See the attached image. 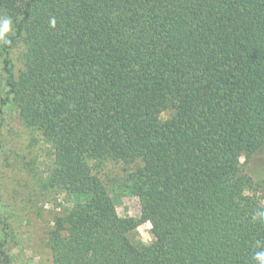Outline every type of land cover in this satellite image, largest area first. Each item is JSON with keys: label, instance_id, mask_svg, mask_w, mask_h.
I'll use <instances>...</instances> for the list:
<instances>
[{"label": "trees", "instance_id": "1", "mask_svg": "<svg viewBox=\"0 0 264 264\" xmlns=\"http://www.w3.org/2000/svg\"><path fill=\"white\" fill-rule=\"evenodd\" d=\"M0 16V150L13 106L51 148L44 186L72 202L52 264H260L264 185L241 159L264 147V0H0ZM89 161L129 168L138 217Z\"/></svg>", "mask_w": 264, "mask_h": 264}, {"label": "rangeland", "instance_id": "2", "mask_svg": "<svg viewBox=\"0 0 264 264\" xmlns=\"http://www.w3.org/2000/svg\"><path fill=\"white\" fill-rule=\"evenodd\" d=\"M18 48L11 57L14 72L21 67ZM0 150V242L6 239L12 264H52L47 237L56 217L72 205L70 198L44 186L53 165L51 148L39 133L26 128L13 106L6 109ZM244 172L264 185V147L249 160L241 159ZM92 173L99 177L112 195L120 217H138L140 200L122 192L129 168L121 163L89 161ZM140 242H151V225L137 229Z\"/></svg>", "mask_w": 264, "mask_h": 264}, {"label": "clouds", "instance_id": "3", "mask_svg": "<svg viewBox=\"0 0 264 264\" xmlns=\"http://www.w3.org/2000/svg\"><path fill=\"white\" fill-rule=\"evenodd\" d=\"M12 30V20L10 17L0 16V43L9 44L10 40L7 38V34ZM254 259L264 264V251L257 252Z\"/></svg>", "mask_w": 264, "mask_h": 264}]
</instances>
